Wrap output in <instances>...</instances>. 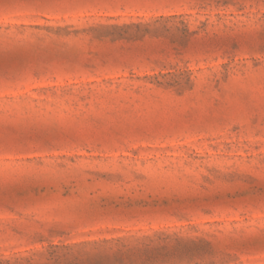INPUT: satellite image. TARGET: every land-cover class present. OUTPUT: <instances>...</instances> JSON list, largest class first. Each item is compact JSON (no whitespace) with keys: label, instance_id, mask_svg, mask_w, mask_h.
Here are the masks:
<instances>
[{"label":"rangeland","instance_id":"obj_1","mask_svg":"<svg viewBox=\"0 0 264 264\" xmlns=\"http://www.w3.org/2000/svg\"><path fill=\"white\" fill-rule=\"evenodd\" d=\"M0 264H264V0H0Z\"/></svg>","mask_w":264,"mask_h":264}]
</instances>
